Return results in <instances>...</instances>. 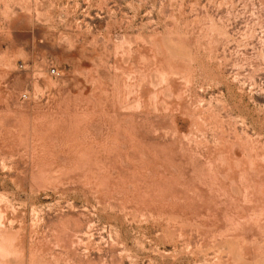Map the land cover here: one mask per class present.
Listing matches in <instances>:
<instances>
[{
  "label": "rangeland",
  "instance_id": "rangeland-1",
  "mask_svg": "<svg viewBox=\"0 0 264 264\" xmlns=\"http://www.w3.org/2000/svg\"><path fill=\"white\" fill-rule=\"evenodd\" d=\"M0 264H264V0H0Z\"/></svg>",
  "mask_w": 264,
  "mask_h": 264
},
{
  "label": "built area",
  "instance_id": "built-area-1",
  "mask_svg": "<svg viewBox=\"0 0 264 264\" xmlns=\"http://www.w3.org/2000/svg\"><path fill=\"white\" fill-rule=\"evenodd\" d=\"M51 72L54 73V70H52Z\"/></svg>",
  "mask_w": 264,
  "mask_h": 264
}]
</instances>
